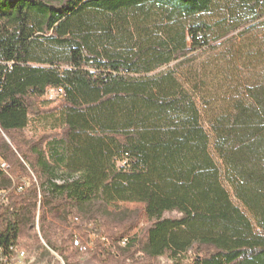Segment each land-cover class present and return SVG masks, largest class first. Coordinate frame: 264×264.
Here are the masks:
<instances>
[{
    "label": "trees",
    "instance_id": "16d2710c",
    "mask_svg": "<svg viewBox=\"0 0 264 264\" xmlns=\"http://www.w3.org/2000/svg\"><path fill=\"white\" fill-rule=\"evenodd\" d=\"M0 131L9 259L264 264V0H0Z\"/></svg>",
    "mask_w": 264,
    "mask_h": 264
},
{
    "label": "rangeland",
    "instance_id": "374dc122",
    "mask_svg": "<svg viewBox=\"0 0 264 264\" xmlns=\"http://www.w3.org/2000/svg\"><path fill=\"white\" fill-rule=\"evenodd\" d=\"M61 96H59L56 92L52 91L51 89L47 92V94L43 97V100H52V103L50 106L54 107V106H58L59 102H60ZM40 106H41V100H40ZM205 122V126L207 127V129H210L209 124L207 123L206 119L204 120ZM43 124H41V117L40 116H34L31 115V122L29 124V126L27 128H25L22 132V134L26 137V138H32V137H38L41 136V132L43 131ZM4 140H9V137L3 132L0 131V147L3 145ZM213 155L215 156V158L217 160L218 156L215 154V152L212 150ZM225 185L228 189H230L229 185L225 182ZM231 190V189H230ZM234 201L240 205L243 209H245L243 207V205L237 201L236 199H234ZM122 207H128L131 209H138L141 211L140 215H141V219L139 220V222L136 224L135 229L133 230L132 234H139L142 230L145 229V227L148 225V221L144 216V213L142 211V204H138L135 202H120L119 203ZM92 240L95 239V236L92 235ZM91 246V244H90ZM25 251H26V257L23 261L20 260H15L13 264H57V261L52 258L50 255L42 253L41 249L39 248H28V247H22ZM57 256V255H56ZM57 258L59 260H61V263L64 264V262H62V259L57 256ZM93 264V263H91ZM156 264H172V262L165 258V257H161L157 260Z\"/></svg>",
    "mask_w": 264,
    "mask_h": 264
},
{
    "label": "built area",
    "instance_id": "2783aa9c",
    "mask_svg": "<svg viewBox=\"0 0 264 264\" xmlns=\"http://www.w3.org/2000/svg\"><path fill=\"white\" fill-rule=\"evenodd\" d=\"M52 91L56 92L59 96H62L63 89H51ZM8 163L0 156V170L7 172L8 170ZM22 187L23 188L26 184V180L22 179ZM37 227L39 228V225L37 223ZM12 249L16 250V255L13 258H8L7 256H4L2 252H0V264H13L15 260L23 261L26 257V251L23 248L18 247H11ZM24 264V263H23Z\"/></svg>",
    "mask_w": 264,
    "mask_h": 264
}]
</instances>
